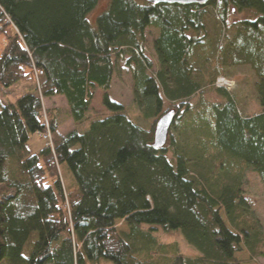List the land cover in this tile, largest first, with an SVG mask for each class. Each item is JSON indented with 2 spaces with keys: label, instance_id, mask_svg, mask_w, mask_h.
Here are the masks:
<instances>
[{
  "label": "trees",
  "instance_id": "obj_1",
  "mask_svg": "<svg viewBox=\"0 0 264 264\" xmlns=\"http://www.w3.org/2000/svg\"><path fill=\"white\" fill-rule=\"evenodd\" d=\"M100 2L0 0V264H240L242 250L264 259L242 190L247 171L264 185V3L107 0L91 19ZM233 12L253 17L227 25ZM208 16L219 24L215 40ZM147 29L158 33L156 64L144 56ZM119 62L149 127L109 98ZM228 64L255 72L257 113L241 115L217 85L225 78L213 73ZM17 85L31 88L5 102ZM95 90L109 115L92 120ZM56 97L74 125L64 135L43 106ZM171 111L166 144L154 149L156 122ZM204 125L217 138L209 152L204 143L216 139ZM33 134L50 137L38 155L26 148ZM159 229L180 231L196 256L160 243Z\"/></svg>",
  "mask_w": 264,
  "mask_h": 264
},
{
  "label": "rangeland",
  "instance_id": "obj_2",
  "mask_svg": "<svg viewBox=\"0 0 264 264\" xmlns=\"http://www.w3.org/2000/svg\"><path fill=\"white\" fill-rule=\"evenodd\" d=\"M106 3L107 0H101L98 7L95 9L90 18L94 19V17L99 12L103 11L106 6ZM212 17L213 16H208L205 22L206 25L208 23L209 38L215 40L218 34L216 33V31L217 29H219V24L213 21ZM252 17L253 15L251 12H233L229 16L227 25L240 22L247 18L252 19ZM230 34L231 33H229L228 35ZM157 35V30L154 29H147L145 32L146 42L144 44V56L150 61H152L154 64L157 63V58L156 53L153 49V42L157 38ZM3 43L4 41L0 39V48L2 47ZM205 53H207V51L203 44L202 46H200V49H198V52L195 55L199 64L201 63L200 61H203ZM211 62L212 66L216 67L215 61L213 60ZM213 75L223 76L228 82V86H226V89L234 96L238 106V112L241 115H251L257 113V111L260 109L254 88V85L257 81V77L255 72L249 65H223V67L219 69V71H215ZM30 88V85H17L12 90L10 97L8 99L4 98V101L14 102V99H16L22 93L27 92ZM108 95L111 100L118 102L124 107H126V114L132 121L141 126L149 127V123L141 121L138 108L133 103L132 82L129 71L125 67L124 62L118 63L117 73L113 78ZM101 98L102 92L100 90H95L94 99L91 103V108L88 115V117H90L92 120L103 119L109 115V113L102 106ZM205 98H207V100H210V102H213L215 99L213 94H209ZM43 106L45 110H51L55 112L56 121L59 127L58 134L64 135L74 128L72 120L67 113V104L65 99L61 97H56L53 99H44ZM204 128H206L205 125ZM206 130L207 139L209 137H212L213 133L216 139L215 141L209 138V140H206L208 142L204 143L205 147L207 148V151L209 152L211 151L210 149H217L216 147L218 146H215L217 138L215 130L212 129V126L211 128L209 127V130L208 128H206ZM45 145L46 141L44 140L43 136H40L39 134L30 135L26 145L27 152L30 155H38L40 151L44 149ZM208 157H210V155ZM61 174L66 186L72 184L70 175L68 174L66 167L61 166ZM242 190L251 212L253 213L254 217L259 221L260 226L262 227V231L264 233V185L256 174L247 171L245 173ZM116 229L118 232L127 231V228L121 222H117ZM156 238L160 243L163 244H175L178 247V251L185 256H196L195 250L185 242V239L180 231H173L167 233L159 229L156 233ZM235 258L237 261L240 262V264H264L263 258L251 260L249 258L248 253L244 250L237 253L235 255ZM102 264L111 263L102 262Z\"/></svg>",
  "mask_w": 264,
  "mask_h": 264
},
{
  "label": "water",
  "instance_id": "obj_3",
  "mask_svg": "<svg viewBox=\"0 0 264 264\" xmlns=\"http://www.w3.org/2000/svg\"><path fill=\"white\" fill-rule=\"evenodd\" d=\"M149 4L158 5V4H177V5H200L204 6L208 4L211 0H144ZM264 3V0H261ZM174 112H168L162 116L155 125L154 129V138H153V148L161 149L165 146L168 133L172 122L174 120ZM1 250V248H0Z\"/></svg>",
  "mask_w": 264,
  "mask_h": 264
},
{
  "label": "built area",
  "instance_id": "obj_4",
  "mask_svg": "<svg viewBox=\"0 0 264 264\" xmlns=\"http://www.w3.org/2000/svg\"><path fill=\"white\" fill-rule=\"evenodd\" d=\"M217 85L219 87H226V86H228V82L225 79L220 78V79L217 80ZM43 138L44 139H48L49 140V144H50V137L49 136H43Z\"/></svg>",
  "mask_w": 264,
  "mask_h": 264
}]
</instances>
